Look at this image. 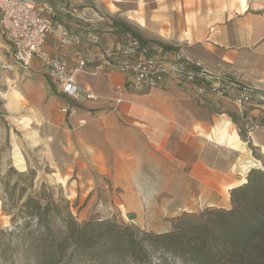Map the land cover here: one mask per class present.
I'll return each instance as SVG.
<instances>
[{"label":"crops","instance_id":"crops-1","mask_svg":"<svg viewBox=\"0 0 264 264\" xmlns=\"http://www.w3.org/2000/svg\"><path fill=\"white\" fill-rule=\"evenodd\" d=\"M36 1L41 6L55 8L56 18L83 37L80 45L63 49L55 36L47 38L45 50L54 56L65 54L70 66L76 64L78 54L89 56L104 49H117L127 33L117 25L122 22L141 32L151 54L184 51L211 69L264 91V0ZM72 12H91L93 19L84 22L73 17ZM99 14H104L106 20L99 21ZM90 32L95 34V39H87ZM8 51V44L0 43V54L8 58ZM88 70L97 74H79L77 79L99 99L81 102L89 110L81 112L71 125L82 118L89 120L87 126L74 130L76 142L88 153L92 167L100 172L112 169L115 186L122 187L125 194H137V204L142 195L149 208L159 206L161 197L178 202L174 217L206 207H230V191L245 182L248 165L252 163L243 152L255 147L264 154L263 116H257L263 125L253 134V140L243 141L237 130L242 122L241 112L229 101L198 97L190 86L172 81L159 89L116 93V88L128 80L127 74L105 70L97 64H90ZM33 73L40 82L48 78L60 94L37 60L33 61V71L28 76ZM3 75L0 94L6 85L10 86L4 101L7 98L9 111H17L26 101L13 85L25 74L17 70ZM27 82L30 87L31 81ZM118 98L122 103L116 105ZM66 106L73 110L70 104L60 102L45 108V115L52 116L56 122L53 126L60 125L63 119L57 107L63 111ZM29 112L30 116H25L21 124L30 129L27 136L32 137L38 133L32 126L41 127L45 116L37 118L32 109ZM255 113L260 115L258 111ZM92 115L97 118L93 120ZM97 129L98 139L92 136ZM235 135L241 141L232 145ZM94 139L98 140V148L92 146ZM66 145L68 151H74L75 141L72 143L67 137ZM13 158L16 167L27 169L24 153L17 143H14ZM110 161L114 162L112 167ZM240 167L247 168V173ZM146 169L150 171L146 175L153 180L142 179L141 172L134 174ZM62 180L65 184V179Z\"/></svg>","mask_w":264,"mask_h":264},{"label":"trees","instance_id":"trees-1","mask_svg":"<svg viewBox=\"0 0 264 264\" xmlns=\"http://www.w3.org/2000/svg\"><path fill=\"white\" fill-rule=\"evenodd\" d=\"M143 45L141 32L117 23ZM165 48H170L164 45ZM25 179L22 174H18ZM20 200L26 187L11 188ZM230 207H206L184 212L163 233L141 231L113 218L78 222L69 201L55 200L43 190L28 195L16 207L17 244H6L10 264H264V170L249 169L245 182L230 191ZM19 258L16 260L8 251ZM10 252V251H9Z\"/></svg>","mask_w":264,"mask_h":264},{"label":"rangeland","instance_id":"rangeland-1","mask_svg":"<svg viewBox=\"0 0 264 264\" xmlns=\"http://www.w3.org/2000/svg\"><path fill=\"white\" fill-rule=\"evenodd\" d=\"M27 81H31L30 87L27 86L29 83ZM87 81L91 82L92 80L87 78ZM13 87L24 96L26 103L17 111L11 112L7 108V98L6 102L4 101L5 94L11 90V87L6 85V90L0 94V264H10L7 262H11V259L6 262V244H11L12 247L17 244V236L11 237L8 234L15 226L13 217L16 207L28 195L35 194L40 190L55 200L63 198L69 201L71 211L80 223L113 218L125 224L134 225L141 231L163 233L167 229H171L172 220L176 218L174 213L179 205L178 202L175 203L171 199L161 197L158 199L159 206L149 208L142 195L140 196L142 197L141 202L137 204V194L136 196L125 194L122 187L115 186L112 169L100 172L97 168L92 167L88 153H84L81 150L82 147L76 142L77 131L74 129L80 127L78 124L71 125L75 117L81 112L89 110L88 107L67 96L58 94L57 89L48 78L40 82L34 73L30 76L25 75ZM58 102L63 105L70 104L73 110L64 113L62 108L57 107L56 111L62 114L63 119L60 125L55 127L53 124L56 122L53 117L45 115V108ZM31 109L37 118L45 116V120L39 128L35 125L32 126L33 130L37 131L38 129V133L29 137L27 133L30 132V129L26 130L21 121L25 116H30ZM52 111L54 112L55 109ZM92 136L96 139L99 138L98 129L93 130ZM67 137L72 143L75 141L73 152L68 151ZM240 137L243 141L246 139L242 135ZM14 143H17L24 153L27 161L26 170L20 169L14 164ZM92 146L98 148V140L93 142ZM246 152L243 153L251 158L252 166L257 165V167H252L250 164L248 168L264 170V154L261 150L251 147ZM109 165L112 167L114 162L110 161ZM110 166L109 168H111ZM240 169L243 173H247V168L240 167ZM139 172L143 173L140 176L143 177L142 179L153 180V177L146 175L150 172L147 169L134 171V174L137 176ZM18 174H22L25 179H21ZM135 178L131 177V179ZM62 179H65V184ZM18 181L20 185L26 187L20 200L17 198L19 190L14 191L12 197L10 195L11 188ZM133 188L135 189V186ZM142 203L143 207H140ZM131 214L136 215L134 220L129 219ZM12 247L9 248L10 252L8 251V253L14 254L13 258L18 259L17 251L13 252ZM159 259V253H155L153 261L159 264Z\"/></svg>","mask_w":264,"mask_h":264},{"label":"built area","instance_id":"built-area-1","mask_svg":"<svg viewBox=\"0 0 264 264\" xmlns=\"http://www.w3.org/2000/svg\"><path fill=\"white\" fill-rule=\"evenodd\" d=\"M71 14L84 22L93 19L91 12ZM98 19L103 22L106 16L99 14ZM51 35L58 39L61 49L74 48L84 41L75 29L56 18V10L51 6H41L36 0H0V43L4 41L9 46V60L0 54V77L17 70L28 75L33 71V61L37 60L60 94L80 103L97 101L99 97L84 89L77 79L79 74H97V71L88 70L90 64H97L99 68L117 70L129 76L125 85L116 88V93L159 89L171 81L184 83L193 88L198 97L226 100L239 108L242 122L237 129L238 134L248 140L252 141L253 134L263 125L258 118L264 117L263 90L217 72L184 51L154 55L148 45H143L131 32H127L117 49H104L89 56L78 54L76 64L70 66L65 54L54 56L45 50L47 38ZM87 39H95V34L88 33ZM115 102L119 105L122 100L118 98ZM113 110L117 111V108ZM256 111L260 115H256ZM63 112H71L70 107L63 108ZM96 118L92 115L93 120ZM88 123L85 118L77 122L78 127Z\"/></svg>","mask_w":264,"mask_h":264},{"label":"bare ground","instance_id":"bare-ground-1","mask_svg":"<svg viewBox=\"0 0 264 264\" xmlns=\"http://www.w3.org/2000/svg\"><path fill=\"white\" fill-rule=\"evenodd\" d=\"M238 141H241V139H240L239 135H235V140H233V141L231 142V144L234 145V143H236V142H238ZM219 142L221 143L220 140H219ZM252 167H257V165H254V166H252Z\"/></svg>","mask_w":264,"mask_h":264},{"label":"water","instance_id":"water-1","mask_svg":"<svg viewBox=\"0 0 264 264\" xmlns=\"http://www.w3.org/2000/svg\"><path fill=\"white\" fill-rule=\"evenodd\" d=\"M248 173H249V172H248ZM248 173H247V174H248ZM135 218H136V215H135V214H131V215H129V219H130V220H134Z\"/></svg>","mask_w":264,"mask_h":264}]
</instances>
